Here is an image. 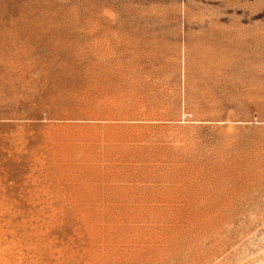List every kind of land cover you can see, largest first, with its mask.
Listing matches in <instances>:
<instances>
[{"label":"rangeland","instance_id":"374dc122","mask_svg":"<svg viewBox=\"0 0 264 264\" xmlns=\"http://www.w3.org/2000/svg\"><path fill=\"white\" fill-rule=\"evenodd\" d=\"M0 264H264V0H0Z\"/></svg>","mask_w":264,"mask_h":264}]
</instances>
